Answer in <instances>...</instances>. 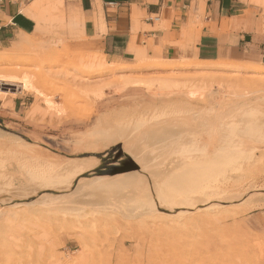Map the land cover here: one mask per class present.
Returning <instances> with one entry per match:
<instances>
[{"label": "rangeland", "instance_id": "1", "mask_svg": "<svg viewBox=\"0 0 264 264\" xmlns=\"http://www.w3.org/2000/svg\"><path fill=\"white\" fill-rule=\"evenodd\" d=\"M255 1L256 5L262 2ZM41 2V15L34 33L0 45V66H16L11 73L28 84V88H23L19 82L6 84L1 77L4 73H0V142L6 143L5 149L0 151V161L4 159L0 163L9 167L5 168L4 175L10 179L20 165L33 169L42 167L23 159L17 163L14 145L29 148L59 163L93 157L94 162L89 164L94 170L104 166L110 157L112 162L106 166V172L95 174L89 181L70 175L66 190L48 195L42 203L32 204L33 207L21 204L9 210L0 209V264H264V150L245 144L257 138L264 141V129L252 133L248 142H243L246 147L235 153L222 152L216 142L218 136L213 134L203 137L199 144L185 142L181 146L180 154H189L187 151L190 154H250L229 162L223 171L211 172L206 180L190 178L197 184L195 188L221 189L226 198L222 202H206L209 207H192L186 211H174L169 206L177 202L170 197L172 192H166L162 201L155 194L147 197L136 192L138 196H133L134 199L116 203L112 199L113 190L107 191L105 185L111 187L119 175V178L127 177L126 174L129 177L141 168L131 167L125 159L113 157L111 152L104 154L105 150L88 149L104 142L101 133L106 138L116 132L117 124V128L121 126L119 120L123 123L133 120L132 114H138L143 108L181 103L207 110L223 103L232 109L241 101L250 102L255 94L246 93V89L241 91L243 81L232 79L230 74L238 73L240 78L252 74L246 63L215 62L208 67H198L184 61H163L179 65L159 68L155 66L161 61L157 57L109 63L82 36L75 0ZM118 63L124 68L109 69L110 65L114 67ZM219 76L224 80L219 81ZM214 77H218V81ZM127 87L134 90L124 91ZM192 93L198 100L190 99ZM263 106H258L256 115L262 113ZM102 117L109 119L107 126L103 124L109 127L107 130L99 124ZM195 122L201 124L204 118L199 117ZM131 123H126L130 127L124 130L125 134L135 129ZM190 125L197 128L194 123ZM146 128L133 135L138 132L142 133L140 136L146 135L150 127ZM225 135L221 141L228 145L236 140L227 131ZM171 153L174 154L163 150L154 154L165 157ZM9 157L15 159L9 160ZM158 158L146 167L161 169L166 160L160 158L162 162ZM151 173L140 174L143 175L142 185L152 182V178L146 177H152L155 172ZM112 174L115 178L109 182ZM171 174L168 172L166 178H174L175 174ZM139 178V175L134 176L133 182L137 183ZM52 195L59 198H51ZM184 204L197 205L190 200H184Z\"/></svg>", "mask_w": 264, "mask_h": 264}, {"label": "bare ground", "instance_id": "2", "mask_svg": "<svg viewBox=\"0 0 264 264\" xmlns=\"http://www.w3.org/2000/svg\"><path fill=\"white\" fill-rule=\"evenodd\" d=\"M253 1L256 4V1L255 0H253ZM41 4H42L41 0H37L36 1V9L40 10ZM59 55L61 56V54H59ZM67 59H68V57H67ZM93 59L94 58H92V62H93ZM13 61H17V60H13ZM101 62H102V60H101ZM66 63H68V62H66ZM188 63L190 65H193L192 61L187 62V64ZM10 64L11 63H9V65ZM80 64L81 63H79V65ZM87 64L89 65L90 61H89V63L87 62ZM124 64H122V65H124ZM240 64H241V62H240ZM79 65L77 64V66H79ZM88 65H86V67ZM178 65H179L178 62L174 63V65H172L169 62L164 63L161 60V61L157 62V64L155 66L159 67V68H169V67L178 66ZM197 65H198V67L199 66L200 67H208L209 66V64L199 65L196 63V66ZM91 66H92V64H91ZM110 66H111V67H109L110 70L124 68V66H121L120 64L117 66H114V67H112V65H110ZM245 66H246V68H248V70L250 72H253V73L247 74V75L245 74V76L241 77V78H240V75L238 73H230V74H231L232 79L238 80V81H239V79H241L243 81V83L241 85L242 86L241 91H244L246 89L245 90L246 93L249 92L250 94H253V93L255 94L254 97L250 99V102L247 101L248 103H246V104L243 101H241L238 105H236L232 109H230L228 106L226 107V104H223V103L218 104V105L215 104L216 106L210 107L207 110H205V109L201 110V108H196V106L194 107L191 104L190 105L181 104V103H174V104L169 103L170 105H167V104L162 105L161 104L158 106H152V108H149V109L143 108L140 111H138V114H132L131 118L133 117L135 119H133V120L130 119L131 121L127 119V122L123 123L119 120L118 123L121 124V126L117 128V126H118V124H117L115 129H114V131H116V132H112L106 138H104L105 134L102 135V133H101V136H104L103 137L104 142L99 147L89 146L88 149L95 150V152L105 150L106 152H104V154L107 152H111L113 154V157H120L121 159H125V162L129 163V165L131 167H140L141 168V171H138L139 173L135 172L137 175L140 176L139 181L138 180L136 181L137 183H134L133 179H132L134 176L137 177V175L135 173L134 174L130 173L129 177H128V174L125 173L127 175V177L124 176L125 178L124 177L119 178L120 175L117 178H115L113 174L110 175L109 182L113 181L112 179L115 178L116 183L115 184L112 183L113 186H111V187L107 186L108 184H106L105 189L107 191L113 190L112 199L116 203L119 200H123L124 202L132 200L133 196L136 195L135 194L136 192L140 193L139 194L140 196H147V197L148 196L150 197L152 194H155L157 197H159L158 200L160 199L161 201H162V199H164V194H166V192H167V194L172 192L170 194V197L177 199V202L171 203L169 206H171L172 210H174V211L175 210L186 211L192 207L193 208L194 207L195 208L202 207V206L209 207L208 204H206V202L209 203V201H211V200H216L217 202H220V201L222 202L225 200L226 196H225V194H223L224 193L223 190H221V189L218 190V189L212 188V187H206L204 189L195 188V186H197V184L192 182L190 180V178H200V179L203 178V180H206V176L208 177V175H210L211 172L223 171L224 169H226L229 162L235 160L237 157L241 156V159H242L243 157L249 156L250 154H229V152H228V154H222V153L221 154H205V153L204 154H190V151L186 152L189 154H180L179 152L182 149L181 146L186 144L185 142H190V143H194V144L198 143L199 144L200 140L203 137L206 136L208 138V137H210L211 134H213V135L218 136V140H216V142L218 144V147L222 150V152L231 150L235 153L236 150L244 149L243 147H246L243 144V142L244 143L248 142V139L250 138V136L251 137L253 136L252 133L256 132V130L259 128L264 129V109L261 110L262 113L260 112L261 113L260 115H256V113H255V112H257L258 106H260V104H261V106H262V104H264V65L259 64V63L257 64V62H256V64L255 63H252V64L248 63ZM13 67H14L13 65L11 66V68H9L5 65L0 66V73H4V74H1L2 75L1 77L3 78V80L6 81V84H12V83H18L19 82L22 84L23 88H28V84H27L25 79H20L19 77L15 76V75H13V73H11V71H14V68H16V66L14 68ZM224 67H225V65H224ZM17 68H19V67H17ZM9 69H12V70H9ZM6 71L7 72L9 71V72L7 73ZM203 71H205V70H203ZM206 74H205V76H207ZM202 75H203V73H202ZM202 75H200V76L203 78L204 76H202ZM214 78H213V80L216 79L218 81V77H216L215 79ZM221 78L222 77H220L219 81L224 80ZM223 78H225V77H223ZM225 79L228 80L227 78H225ZM206 80H203V81H206ZM238 85H236V87H239ZM193 87H195V86H193ZM243 94L244 93H241V95H243ZM192 95L194 96L193 93H192ZM193 96H191V94H190V97H191L190 99H193V101L198 100V99H194L196 96H194V97ZM203 98L200 97V99H203ZM212 103H210V104H212ZM201 105H202V103H201ZM213 105H214V103H213ZM142 113H143V115H142ZM73 115L78 116L77 114H73ZM199 117L204 118V122H202L201 124L195 122ZM124 118H126V117H124ZM128 121H129V123L130 122L134 123L135 129L133 131L128 132L129 134H125L124 130L130 127V126L126 125V123L129 124ZM189 121L191 122L190 124H193V123L196 124L195 126H197V128L191 127V125L188 124ZM108 122H109V119H105V117H102V118H100L99 124L101 126L105 127L106 123H108ZM113 122H115V121H113ZM133 123H131V124H133ZM103 124H105V125H103ZM113 124L114 123H112V125ZM146 126H147V128L150 127V131L146 130V132H145L146 135L140 136V134H142V133H139V132H138V135H133L134 132H137V131L141 130L142 128H145ZM108 128L105 127L104 129L107 130ZM116 128L118 130H116ZM111 129L109 132H111ZM225 131L228 132V135L231 134V136L233 135L234 139H236L235 141L233 140L234 141L233 143L230 142L229 145H228V143H226V141H221L222 139L225 138L224 136H226ZM262 133H264V132H262ZM98 137L100 138V136H98ZM185 137H187V138H185ZM262 139H263V137H262ZM86 141H88V140H86ZM93 141H95V140H93ZM240 141L242 142V145H240L242 147H240L239 145H236L237 142H240ZM202 143H204V142H202ZM245 144L247 146L251 147L252 149H255V150H257V149H263L264 150V141L260 142L259 138H257V140L252 139V141L250 143H245ZM5 145H6V143L0 142V151H3L5 149V147H6ZM111 146H113V147H111ZM187 149L188 148H186V150ZM189 149L191 150V148H189ZM192 149H194V146H192ZM197 149H199V147ZM13 150H14L13 154H17V156H15V158L18 159L16 161L17 163H19L18 161H20V159H23L24 161L26 160L28 162L36 163V164H38V166L42 165V167H40V168L37 167L36 169H33L29 166L27 167L24 165H20V167H19L17 165L19 167V168L17 167L18 168L17 173H14L11 170L13 173H12L10 179H7V176H5L4 174H6L5 168L9 169V167H6L2 163H0V207H1L0 209L1 210H2V208L3 209L8 208V210H9V208H14V207L19 206L21 204H23V205L25 204V206H28V207H33L34 205H36L39 202L42 203L43 198L47 197L48 195H51L54 193L56 194L57 192H59L58 190H62L63 188H64L63 190H66L65 186L68 182L67 178L70 175L71 176L75 175V176H78V178H80V179L89 181V180H92V178L95 174L106 172L105 171L106 166L112 162V158L110 157L106 161L107 164L104 163L105 164L104 166L100 165L96 170H94V169H91V165L89 164V162H94L95 159L93 157H92V159L90 158L87 160H85V159L82 160V158H78V159L75 158V159H71V161H68L67 163H59L57 161H53V160H50L48 158H44L43 155L41 156L40 154H37L34 150H31L29 148H25V147H22L19 145H16V146L14 145ZM163 150H169L171 152H174V154L171 153V154H168L167 156L165 155V157H162V156L159 157L158 155H160V154H154L155 152L157 153V152L163 151ZM249 150H250V148H249ZM39 152H40V150H39ZM90 152H93V151H90ZM7 154L9 155V153H7ZM55 155H56V153H55ZM4 156H5V154H4ZM96 157L97 156H95V158ZM155 158H158V159L164 158V160H166V161L163 160L165 162V164L162 163L163 164L162 168L158 169V170L153 169L154 167L153 168H147L146 166L148 165L149 162L157 160ZM165 158H167V159H165ZM2 159H3V157H2ZM2 159L0 162H2ZM14 159H12V158L10 159V157H9V160H14ZM162 159H160V161H162ZM155 162H154V164H155ZM191 163L193 164L194 168L189 166V164H191ZM28 165H30V164H28ZM152 165H153V163H152ZM157 165H160V164H157ZM188 166L191 167L192 169H190ZM143 167H145V168H143ZM157 168H158V166H157ZM171 169H175V171L171 170ZM178 170L180 172L181 171L182 172L180 173ZM151 172H155L153 175L154 177L153 176L152 177L146 176V177L152 178V182L150 184H148V186L142 185L140 182L143 179V178H141V176L143 177V175H140V174L151 173ZM168 172L175 174L174 178L173 177L166 178L165 175H167ZM173 174H171V175L173 176ZM123 175H124V173H123ZM177 175H179L178 178H177ZM207 181H205V182H207ZM102 186H104V185H102ZM105 189L104 190L102 189V190L106 191ZM174 191H176V192H174ZM61 193H60V195H61ZM136 196H138V195H136ZM55 197H56V195H54L51 198H55ZM56 198L58 199L59 197H56ZM106 199H107V201H110V199L108 200V197H106ZM139 199L141 200V198H139ZM100 200H103V199H100ZM135 200H138V199H135ZM184 200L185 201L190 200L191 202L197 203V205L187 206L186 204H184ZM6 202H11V203L8 204ZM111 203H113V202L110 201V204ZM29 204H31V205H29ZM32 204H34V205H32ZM46 204L50 205V203H45V205ZM144 204H146V203H144ZM148 204H150V203H148ZM115 205H117V204H115ZM68 208H69V210L75 209L74 207H72V208L68 207ZM78 208H80V207H78ZM108 208H110V207H108ZM131 208H133V207H131ZM135 208H136V204H135ZM8 210H6V211H8ZM140 210H141V208H140ZM119 211H118V213H119ZM143 211L145 212L146 210H143ZM181 214H183V213H181ZM73 216L74 215H72V217ZM74 221H75V218H74ZM149 222H151V221H149Z\"/></svg>", "mask_w": 264, "mask_h": 264}, {"label": "crops", "instance_id": "3", "mask_svg": "<svg viewBox=\"0 0 264 264\" xmlns=\"http://www.w3.org/2000/svg\"><path fill=\"white\" fill-rule=\"evenodd\" d=\"M36 1L0 0L1 46L34 33L41 15ZM262 2L75 0V5L82 36L109 63L157 57L195 65H264Z\"/></svg>", "mask_w": 264, "mask_h": 264}]
</instances>
